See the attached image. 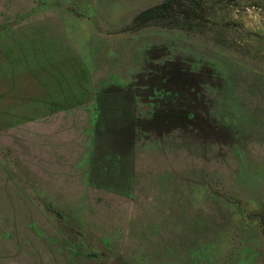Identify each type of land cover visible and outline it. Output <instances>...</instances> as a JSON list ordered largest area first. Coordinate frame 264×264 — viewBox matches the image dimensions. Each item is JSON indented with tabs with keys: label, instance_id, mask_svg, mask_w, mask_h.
<instances>
[{
	"label": "rangeland",
	"instance_id": "rangeland-1",
	"mask_svg": "<svg viewBox=\"0 0 264 264\" xmlns=\"http://www.w3.org/2000/svg\"><path fill=\"white\" fill-rule=\"evenodd\" d=\"M0 264H264V0H0Z\"/></svg>",
	"mask_w": 264,
	"mask_h": 264
},
{
	"label": "trees",
	"instance_id": "trees-1",
	"mask_svg": "<svg viewBox=\"0 0 264 264\" xmlns=\"http://www.w3.org/2000/svg\"><path fill=\"white\" fill-rule=\"evenodd\" d=\"M159 8L160 6L157 5L140 12L139 14H137V16H135L134 23L143 26V24L148 19H152L155 16L158 17L157 13L159 11ZM166 82L182 85L180 84V77H178V75L174 72H168V74L166 75ZM171 91L176 94V97L181 93L180 88H175ZM168 97H172L171 94ZM175 99L177 100L175 101L173 99V101L171 99V104H164L163 106L153 108L154 112L150 120H148V124L146 125V129L149 128L151 129V131L153 130V135L162 136L165 133L181 131L184 128H191L195 131L203 130L205 121H203L202 117H204V111L199 112L197 109L184 107L182 106V103L178 100V98ZM128 110L130 112V115L134 111L133 107H129ZM129 117L130 119H128L129 121L125 128L127 131L125 138L129 143H131L135 140L136 137H138L137 133L135 134L137 123L136 120H133V117Z\"/></svg>",
	"mask_w": 264,
	"mask_h": 264
}]
</instances>
